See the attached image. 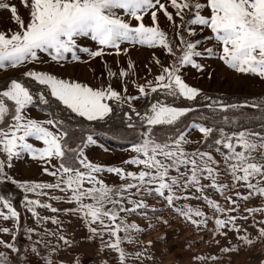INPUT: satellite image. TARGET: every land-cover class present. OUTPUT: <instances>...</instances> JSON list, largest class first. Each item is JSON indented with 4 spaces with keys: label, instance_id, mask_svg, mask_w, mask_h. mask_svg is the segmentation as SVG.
I'll return each instance as SVG.
<instances>
[{
    "label": "snow or ice",
    "instance_id": "obj_1",
    "mask_svg": "<svg viewBox=\"0 0 264 264\" xmlns=\"http://www.w3.org/2000/svg\"><path fill=\"white\" fill-rule=\"evenodd\" d=\"M18 4L24 15L0 0L9 12L0 28V186L21 195L18 207L15 193L0 189V264H156L157 241L142 237L176 219L193 229L185 264H234L244 253L264 264V94L237 102L187 81L190 70L212 79L216 63L264 83V0ZM135 48L152 50L143 82L133 78ZM97 59L96 86L51 70ZM104 138L127 145L119 164L90 157L109 151ZM21 162L51 180L16 178Z\"/></svg>",
    "mask_w": 264,
    "mask_h": 264
},
{
    "label": "rangeland",
    "instance_id": "obj_2",
    "mask_svg": "<svg viewBox=\"0 0 264 264\" xmlns=\"http://www.w3.org/2000/svg\"><path fill=\"white\" fill-rule=\"evenodd\" d=\"M9 3H15L19 7L18 0H7ZM19 10L22 15H24V10L22 7H19ZM8 16L9 12L7 11H0V28L4 27L6 23H8ZM163 19V18H162ZM132 51V52H131ZM152 50L147 48H135L130 49V57L131 59L138 65V62L141 61V63H146L151 55ZM157 56H160L161 59H164V56L157 51ZM86 58V57H85ZM106 58H110L109 64L113 67L115 70L117 65L113 63L114 60H116L115 56H108ZM124 58V59H123ZM128 57L121 56L119 58L120 64L123 60H127ZM89 62V65H77L75 67L69 66L66 70L64 69H58L53 68L51 70L55 72H65L69 75H72L75 78H78L84 82H88L93 86H96L99 84L100 79H92V75H90V71L92 70V67L96 64L93 62ZM167 62V61H165ZM138 76L133 77L134 79H138L139 82L142 81L143 76V70L140 67H138ZM155 68V67H154ZM157 71V69L155 68ZM210 71H213L215 73L214 77L212 79H208L207 77H199L197 73H195L193 70H190L188 72L187 81L189 83H197V86L201 87L203 90L208 92L210 95H216V96H222L223 98L232 96L234 94L236 95H258L264 93V83H261L258 79L252 80V79H245V78H237L236 75H234L231 70L226 69V67H223L221 65H218L216 63L211 64ZM106 79V76H105ZM114 86L119 87V85L114 82ZM134 89V85L129 83L128 90L129 92ZM133 93V92H130ZM240 97V96H237ZM231 98V99H230ZM225 99L236 101L238 98L234 97H228ZM249 115L252 114L253 110H246ZM32 115L39 116L40 113L33 111ZM199 134L194 132L193 136L196 137ZM103 142L105 143V146L109 148L108 152H103L99 148L95 149L94 151L90 152V157L95 158L98 162H103L105 164H119L122 158H125V149L126 146H115L106 140L103 139ZM134 170V169H131ZM12 174L16 178H29V179H43V180H51V177H48L47 175H41V169L35 164V163H27L24 165H15V167L12 170ZM105 180L108 183H119L118 179L113 174H106ZM3 187V188H2ZM0 189H2L5 192H10L12 189L10 188V184L6 186H0ZM215 198L221 203L224 204L225 201L223 198L219 197L218 194L215 195ZM149 203H153L152 201H149ZM192 203H197L193 201ZM255 203V201L253 202ZM21 212L23 213V209H21ZM162 215L167 216L168 213L165 212ZM170 220H172L171 217H169ZM130 220L133 222H136L140 224L141 226L145 225V221L140 219L138 216L133 215L130 217ZM33 221L31 219H28V224L32 225ZM49 228H54V225L48 224ZM209 227H212V224H209ZM251 231V228L249 229ZM193 232V229L190 227H187L186 225L182 224V222L178 219L172 220V226L166 227L162 223H157L155 228L153 230H149L148 234L143 235L142 239L146 243L149 240L157 241L153 244L152 248L155 253V259L156 264H177V261H179V264H185V262L189 259L191 256V253L187 251V247L185 242L189 241V234ZM166 235V241L165 242H159L158 238L161 236ZM77 236L78 239L79 236V230H77ZM7 239V237H5ZM199 236L195 235L191 237V240L198 239ZM206 239H211V235L208 234L206 236ZM191 242V241H189ZM26 243V238L24 236H21L19 238V244L20 246H23ZM223 243V241H222ZM199 250L202 252H208L211 253L216 252V248L213 247L209 250L206 243H201L198 245ZM83 250L88 251H94V248H89L87 244L82 245ZM74 251H76L74 249ZM258 254V253H257ZM250 261L251 264H256L255 256H248L246 253L241 254L240 256H237L234 264H245V261Z\"/></svg>",
    "mask_w": 264,
    "mask_h": 264
},
{
    "label": "trees",
    "instance_id": "obj_3",
    "mask_svg": "<svg viewBox=\"0 0 264 264\" xmlns=\"http://www.w3.org/2000/svg\"><path fill=\"white\" fill-rule=\"evenodd\" d=\"M213 96H216V95L213 94ZM237 96H240V97H237ZM260 96H261V94H258V95H236V94H234V95L228 96V97L238 98L236 101L237 102H241V101H243L246 98L249 99V100H252L253 98H259ZM228 97H225V98H228ZM253 111H255V110H253ZM118 125H119V121H115V122H113V125L112 126H118ZM107 127L108 126H105L104 128H98L97 131H99V132L106 131ZM104 140H106L107 142H109V143H111V144H113L115 146H118V147L119 146H126L122 142L117 141L115 139H107V138H104ZM10 188L12 189V191H10V192H14L15 193V202H16L17 206L19 207V200L21 199V195L19 194V192L17 190L14 189L13 186L10 185Z\"/></svg>",
    "mask_w": 264,
    "mask_h": 264
},
{
    "label": "crops",
    "instance_id": "obj_4",
    "mask_svg": "<svg viewBox=\"0 0 264 264\" xmlns=\"http://www.w3.org/2000/svg\"><path fill=\"white\" fill-rule=\"evenodd\" d=\"M132 52V51H131ZM105 59L108 61L110 58H106L105 57ZM124 59V58H123ZM126 62H127V60H123L122 62H121V65H126ZM94 63H96L94 66H93V62H92V70L90 71V75H92L91 77H92V79H94V75H95V80H97V79H100V76H101V73L104 71V69H103V67H102V62L99 60V59H97V60H95L94 61ZM108 63H109V61H108ZM144 64L145 63H141V61H139L138 62V67H140L141 66V68H142V70H143V76L145 75V73H146V70L144 69ZM110 65V64H109ZM111 66V65H110ZM94 70V71H93ZM157 71L155 70V68H153V75L156 73ZM105 76H106V74H105ZM143 76H142V78H143ZM148 78H152L151 76H149ZM142 81H143V79H142ZM130 92H135V89H133V90H131ZM24 164H27V163H25V162H21V165H24ZM17 165H19V163H17Z\"/></svg>",
    "mask_w": 264,
    "mask_h": 264
}]
</instances>
